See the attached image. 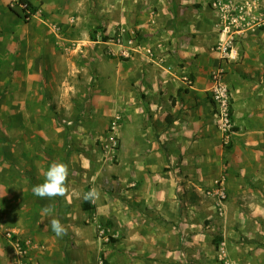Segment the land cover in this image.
<instances>
[{
	"label": "rangeland",
	"instance_id": "374dc122",
	"mask_svg": "<svg viewBox=\"0 0 264 264\" xmlns=\"http://www.w3.org/2000/svg\"><path fill=\"white\" fill-rule=\"evenodd\" d=\"M32 1L38 11L25 17L19 0H0V264H139L143 256L129 249L143 238H133L110 214L113 201L125 205L114 181L137 132L136 123L126 124L135 93L145 92L140 84L159 53L177 56L175 38L190 42L187 48L197 34L206 42L215 31L224 38L213 50L230 43L235 57L229 61L249 69L241 74L244 87L254 94L261 89L264 98L257 65H264V0H67L60 10ZM219 58L226 75L229 61ZM156 68L164 76L160 62ZM191 75L183 76L184 89L194 85ZM225 83L233 107L235 91ZM246 118L251 121L238 123L234 114L228 139L219 130L227 156L220 178L227 182L232 170L250 217L257 204L264 206V106ZM235 145L237 164L228 157ZM53 162L68 166L66 195L34 196L33 186L44 182ZM93 188L99 198L85 210L84 194ZM191 189L179 195L182 208L185 199L199 210L213 201L214 216L225 218L227 204L221 214L213 189ZM49 205L67 228L63 237L41 214ZM255 224L250 229L259 236L251 241L264 245V220Z\"/></svg>",
	"mask_w": 264,
	"mask_h": 264
},
{
	"label": "crops",
	"instance_id": "0c3cea01",
	"mask_svg": "<svg viewBox=\"0 0 264 264\" xmlns=\"http://www.w3.org/2000/svg\"><path fill=\"white\" fill-rule=\"evenodd\" d=\"M45 1L48 8L55 10L67 3V0ZM198 2L204 5L202 1ZM192 32L196 33L194 29ZM211 32L206 42L197 34L194 43L187 48L184 47L190 42L175 38L177 56H173L174 52L164 53L169 56L164 58L163 51L159 53L158 62L151 63L148 68V79L140 84L145 92L135 93V104L130 107L126 124L136 123L137 132L133 144L127 147L130 156L123 167L118 165V178L114 181L126 206L113 201L110 214L116 224L133 234V238H143L142 244L136 241L131 243L135 247L129 249L143 256L138 260L139 264H224L219 253L222 245L228 264H264V245L258 239L251 241L259 236V232L250 229L264 220V206H254L257 209L250 217L244 213L243 203L238 199L242 194L241 185L236 184L232 170L226 182L225 218L214 216L213 201L199 210L198 204L190 206L184 196L186 205L181 207L179 195L192 190L193 186L199 193L214 189L215 180L222 175V165L227 161L220 129L214 123L215 107L210 97L211 74L223 64L219 61L221 53L215 52L213 46L223 40L224 34L217 36L215 31ZM159 62L164 76L158 77L156 67ZM182 62L184 65H179ZM227 64L231 69L225 79L235 91L233 111L236 122H247L246 114L255 113L264 106V98L258 95L261 89L257 91L252 87L258 92L254 94L248 86L244 87L247 78L244 80L242 75L249 74V69H244L242 63L229 61ZM257 65L264 78V65ZM187 72H191L194 85L184 89L182 79ZM201 77L205 81H200ZM241 127L237 126L236 131L240 132ZM237 150L235 145L233 153L228 155L234 164H237ZM190 213L196 217H190ZM110 214L104 215L105 218Z\"/></svg>",
	"mask_w": 264,
	"mask_h": 264
},
{
	"label": "built area",
	"instance_id": "2783aa9c",
	"mask_svg": "<svg viewBox=\"0 0 264 264\" xmlns=\"http://www.w3.org/2000/svg\"><path fill=\"white\" fill-rule=\"evenodd\" d=\"M20 5L24 12L25 6L21 3ZM226 44L227 43H221L219 49L221 50V60L229 61L233 57H235V54L233 50L231 52H228V47L230 46V43L228 45ZM224 77L225 69L223 67H219L212 73L210 93L214 105L218 110V126L220 130L225 134L226 139H228L232 131V119L230 116V108L232 107V104L230 100V91L227 84L225 83ZM212 193L217 199V206H219L220 213L223 214L225 206L224 203L227 199L226 179L224 177L216 180L214 189L212 190L211 194ZM101 232H104V229L101 230ZM219 253L221 260H224L225 264H228L226 261V250L224 245L219 246Z\"/></svg>",
	"mask_w": 264,
	"mask_h": 264
},
{
	"label": "clouds",
	"instance_id": "9594fccd",
	"mask_svg": "<svg viewBox=\"0 0 264 264\" xmlns=\"http://www.w3.org/2000/svg\"><path fill=\"white\" fill-rule=\"evenodd\" d=\"M68 175L69 169L66 164L63 162H53L44 174V182L33 186V195L41 199L49 200L64 197L67 192L66 182ZM83 198L95 202L99 198V193L93 188L85 193ZM53 211V206L49 205L41 210V214L48 217V224H50L55 235L57 237H63L67 234V228L59 219L53 217Z\"/></svg>",
	"mask_w": 264,
	"mask_h": 264
},
{
	"label": "trees",
	"instance_id": "16d2710c",
	"mask_svg": "<svg viewBox=\"0 0 264 264\" xmlns=\"http://www.w3.org/2000/svg\"><path fill=\"white\" fill-rule=\"evenodd\" d=\"M20 3L23 4L24 7V12L25 16L29 17L31 14H34L38 11V8L33 5V3L29 0H20ZM230 116L231 119H234V111L233 107L230 108ZM236 130V129H235ZM83 208L85 210L92 209L91 207V201L90 200H85L83 203Z\"/></svg>",
	"mask_w": 264,
	"mask_h": 264
}]
</instances>
